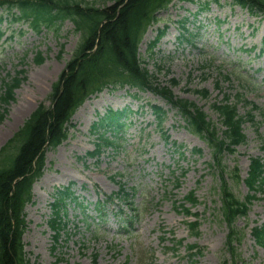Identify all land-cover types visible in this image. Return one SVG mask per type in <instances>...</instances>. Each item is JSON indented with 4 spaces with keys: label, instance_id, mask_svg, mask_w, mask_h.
<instances>
[{
    "label": "rangeland",
    "instance_id": "obj_1",
    "mask_svg": "<svg viewBox=\"0 0 264 264\" xmlns=\"http://www.w3.org/2000/svg\"><path fill=\"white\" fill-rule=\"evenodd\" d=\"M84 1L97 7L114 4V0ZM8 16L9 12L0 10V19L7 18L0 20V96L4 82L16 78L23 82L14 101L8 105L0 101V153L41 104L51 106L53 85L81 43L69 20L36 33ZM158 19L140 47L143 67L157 79L158 87L196 104L216 123L212 105L226 95L233 103L242 97V116L251 110L246 102L258 107L253 112L255 124L244 126L247 142L225 159L230 169L237 167L246 179L251 158L264 160V17L250 15L234 6L233 0H194L175 1ZM183 25L185 34L180 29ZM164 30L163 39L151 48L158 31ZM203 90L208 91V99L197 94ZM132 93L106 90L88 100L73 118L75 129L69 139L48 151L46 172L35 184L33 202L26 209L29 228L24 244L30 264H57L58 260L59 264H93L95 255L97 264H190L188 247L194 245L202 250L194 258L196 264H225L222 253L228 228L217 210L219 180L211 167L210 149L191 135L162 98L150 92ZM150 105L166 112L161 129ZM127 108L132 114L119 144L104 147L98 157L90 156L98 142L94 124L109 109ZM68 186L85 210L70 207L68 227L56 246L48 225L50 206L54 193ZM122 188L129 196L100 206V214L98 201H106ZM233 188L242 200L250 195L244 183ZM192 192L198 199L193 207L186 203ZM176 203L191 208L193 216L176 209ZM195 215L200 223L197 233L188 227L197 221ZM262 225L264 194H257L248 217L237 224L245 232L235 248L239 262L229 264H264V248L255 244L251 234L252 228Z\"/></svg>",
    "mask_w": 264,
    "mask_h": 264
},
{
    "label": "trees",
    "instance_id": "obj_2",
    "mask_svg": "<svg viewBox=\"0 0 264 264\" xmlns=\"http://www.w3.org/2000/svg\"><path fill=\"white\" fill-rule=\"evenodd\" d=\"M174 1L114 0L113 6L100 8L84 0H0V9L8 10L14 22L28 23L37 33L42 28H57L58 24L70 20L81 36V43L73 59L53 86L51 106L41 104L0 153V264H29L23 244V236L28 228L25 210L32 202L34 184L45 173L47 152L57 149L68 140L70 129L73 128V116L87 99L105 89L125 87L140 92L150 91L164 97L181 113L189 131L207 141L213 154L214 169L220 179L219 212L229 231L223 252V258L226 259L224 263L228 264L229 258L238 260L235 248L242 241L243 234L237 231V223L248 216L252 201L256 199L255 194L264 192V162L259 158L252 159L245 184L255 194L241 200L228 180L231 177L234 184L242 182L239 171L226 167L224 156L234 154L237 147L246 143L243 126L247 121L253 123L254 116L251 113H248L247 118L240 116L239 103H233L230 96L226 95L221 102L212 106L219 118L216 124L195 104L178 100L170 89L158 87L157 79L143 67L139 53L142 40L149 28L158 22V15ZM233 2L247 8L253 15L264 14V0ZM164 34L159 33L152 47ZM37 61L41 64L43 59L39 56ZM22 82L19 78L4 82L3 94L0 96L4 105L15 100V91ZM171 84L176 86L178 83L173 80ZM217 86L220 87L219 83ZM197 94L209 98L206 90L197 91ZM152 110L161 127L165 113L157 107H152ZM129 114V110L109 111L94 125L93 131L112 130L117 139V135L126 126ZM219 125L225 129L221 135ZM98 139L100 142L96 152L90 154L94 157L101 153L103 146L115 144L104 133ZM55 197L49 226L58 243L65 226L61 216L68 206L66 202H75V198L69 188L58 191ZM187 202L192 206L197 204L194 193L187 197ZM183 211L191 215L190 209L184 208ZM189 227L195 231L199 224L192 223ZM252 234L256 243L264 247V225L254 228ZM177 245L181 246V243ZM200 254L201 249L197 246L188 247L192 264H196L193 258ZM96 262L97 256L94 264Z\"/></svg>",
    "mask_w": 264,
    "mask_h": 264
}]
</instances>
